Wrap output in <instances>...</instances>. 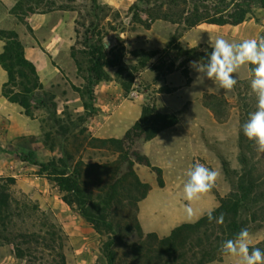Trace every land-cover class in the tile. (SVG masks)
Listing matches in <instances>:
<instances>
[{
	"label": "rangeland",
	"instance_id": "obj_1",
	"mask_svg": "<svg viewBox=\"0 0 264 264\" xmlns=\"http://www.w3.org/2000/svg\"><path fill=\"white\" fill-rule=\"evenodd\" d=\"M15 2L16 0H0V27L18 30L22 38L28 43H35L36 39L39 38H45V40L58 38V41L65 38L63 41L61 40L62 51L58 59L65 67V76L64 80L54 88L59 95L57 101L60 111L64 110L66 105H70L72 112L79 113L76 109L80 106L78 104L81 102L80 93L72 86V83L80 86L85 82L84 76L90 74L88 68L91 64L93 49L99 43L100 38H104L105 43L108 41V49H112L109 53L110 56H118L126 61L124 65L127 68L124 70L122 65L107 67L112 76L111 80L118 86V91L119 93L122 92L121 95L124 99L138 98L144 102L148 96L152 95L153 91H156L155 95L160 111L176 113L185 108L186 111L180 119L181 121L188 110H191L192 117L166 128H170V132L176 135L178 139L168 140L165 144L158 143L157 147L160 150L157 149L158 151L156 150V153L152 154L153 156L146 151L145 145L149 140L137 138L128 146L127 151L131 152L130 156L135 160V168L141 179L151 184V189L146 197L139 201L138 208L131 202L129 195L124 196L121 202L113 201L110 208V205L104 203L99 197L100 186L96 182L90 183L88 187V190L93 193L90 201L97 200L100 202L102 207L107 209L105 211L110 214V218H115L124 224L137 213L146 233L157 232L160 236H166L172 232L174 227L187 222L184 206L188 202L183 199V185L188 178L186 173L195 163L204 164L206 167L219 172L216 187L199 201L192 203L197 215L205 214L208 208H215L221 203L222 197H227L235 191L243 170L239 145L241 108L247 101L253 109V113L257 110V96L250 87V82L254 78L250 66H245L237 74H233L237 76V84L240 87L236 85L230 93L220 89L207 77H205L203 84L193 85L190 89L179 93L176 91L180 86L192 84L194 78L197 77L198 73L190 67V62L199 61L202 64L199 59H193L186 64L190 77L185 75L184 67H179L172 72L157 74L154 65H162L165 59L158 54L145 67L136 52L139 49L168 48L171 40L190 48L200 46V44L210 45V40L214 41L217 37H223L230 42L258 38L262 36L264 31V6L259 0H250L251 11L246 20L238 25L231 23L218 25L204 22L191 28H184L166 19L152 21L145 11H140L142 21H139L136 17L137 9L135 8L138 0H46L40 7H36V12L28 11L25 8L10 13L8 4ZM41 13L47 15H40ZM33 16H41L45 20L38 31H32L30 17ZM111 38H113L112 41ZM77 39H79L78 47L82 50L80 57L83 60L84 70L81 73L77 69L76 63H74L76 65L69 63L67 55L68 47ZM44 44L46 47V41ZM170 50L175 54L178 52L174 46ZM207 50V47L203 45L198 47L196 52L205 54L208 52ZM183 59L184 56H180L176 60V64H182ZM170 61L171 58L167 62ZM54 62L57 61L54 60ZM0 68L5 71V74L7 73L1 65ZM131 80L129 88L124 89L123 85ZM166 86H173L176 89L171 92H159ZM97 90L98 86H96ZM134 90H138L139 97L132 95ZM207 92L219 94L226 98L229 111L227 119H218L214 112L205 106L203 96ZM114 93L117 94V91ZM103 95L104 99H112L110 96L105 97V93ZM188 95L195 98L185 101L184 98ZM244 96L246 100L242 98ZM42 98L46 97L41 90L33 95L34 113L41 119L44 117L52 119L53 112L47 111L41 102ZM183 101H185L184 105L177 108ZM172 146L174 147L172 148ZM136 151L147 154L153 166L162 168L164 184L160 183V174L152 165L132 155V152ZM249 153L258 174L264 176V153L257 150L254 141H250ZM116 154L118 155L113 149L100 146H91L85 152L88 162L101 159L113 160L116 158ZM224 160L229 162L230 174L226 173ZM95 174L93 173V176ZM166 175L168 179H166ZM46 180L49 182V189L54 197H47L46 192L42 191L40 187L24 190L18 184L12 186L15 205L18 201L20 210L25 207L28 209V212L25 213L26 221L17 218L18 224L13 227L14 231L41 232L42 210L47 209L53 212L65 230L66 224L73 220H77L78 224L80 223L82 226L92 228L93 233L90 236L96 240V246L92 251L87 247L92 238L85 240L82 235L77 238L69 235L65 241L68 261L73 260L74 254L83 252L89 255L96 250V264H108L107 259L101 253L104 237L96 231L92 223L79 210L74 211L62 199L63 194L66 193L60 190L56 181ZM142 192V190H135L134 194L141 195ZM36 206H39L40 209ZM244 221L246 229L250 233V244L260 249L264 248V212L257 220L252 215H248ZM132 234L126 228L124 233L119 236L118 250L122 264H133V261H139L132 246L128 243L129 240L139 239V236L136 233ZM81 247L84 248L83 251H80ZM46 253L48 257L45 264L55 263L50 248L46 249ZM239 259V257L227 255L220 250L219 257L206 264H239ZM0 264H26V259L18 257L14 253L12 245L0 241ZM170 264H180V262L176 261L175 263V260H171Z\"/></svg>",
	"mask_w": 264,
	"mask_h": 264
},
{
	"label": "trees",
	"instance_id": "obj_2",
	"mask_svg": "<svg viewBox=\"0 0 264 264\" xmlns=\"http://www.w3.org/2000/svg\"><path fill=\"white\" fill-rule=\"evenodd\" d=\"M45 1L16 0L9 11L15 13L19 9L27 8L28 11L36 12V7H40ZM259 2L264 6V0ZM135 8L139 21H142L140 11H145L152 21L166 19L184 28H191L204 22L238 25L246 20L251 11V4L250 0H138ZM0 39L4 41L0 65L8 72V79L3 84L4 95L22 105L26 114L38 117L33 110L32 98L41 90L46 97L42 98V103L47 111L53 112L52 119L42 118L41 137L43 143L52 151L61 149V155H54L48 161L40 162L39 172L56 181L60 190L66 193L62 199L74 211L79 210L104 237L101 253L108 264H122L118 244L119 236L126 228L130 234L136 233L139 236V239L128 242L135 251V256L139 258V261H133V264H170L171 260H175V263L179 261L180 264H206L219 257L221 245L225 240L234 239L242 228H246L244 219L248 215L257 220L264 212V176L258 174L249 153L250 140L243 134V124L249 119V114L253 113V109L245 101L241 108L239 137L243 170L235 191L227 197H222L221 203L215 207L213 213L216 217L224 214L223 224L215 220L209 222L205 213L197 222H183L174 227L169 235L160 236L157 232L146 233L137 213L131 216L126 224L110 218V214L105 211L107 209L103 208L100 202L90 201L93 197V193L88 190L90 183L96 182L100 186L99 197L109 204L110 208L113 201L121 202L126 195H129L131 202L138 208L139 201L146 197L151 184L141 179L135 168V160L130 156L131 152L127 151L128 146L137 138L148 141L160 131L178 123L186 109L176 113L160 111L156 91H153L143 102L140 118L127 129L123 137L96 136L87 125L90 117L99 112L96 86L102 81L112 79L108 66L122 65L123 70L127 68L123 58L109 55L112 49L106 48L105 39L100 38L93 49L88 68L90 74L84 76L85 82L80 86L72 83L80 93L85 108L84 112L76 114L70 110V105H66L62 111L59 110L56 90L45 88L36 63L27 56L26 46L18 30L0 27ZM78 43L79 39L72 45V56L81 73L84 68L80 57L82 50ZM203 45L207 47L208 52L198 54L197 48ZM172 46L178 50L177 54L170 50ZM211 50L209 44L185 48L171 40L168 48L139 49L136 53L145 67L152 58L160 54L165 61L162 65H154L157 74L184 67L185 75L190 77L186 64L193 59H199L202 64L206 63ZM180 56H184V59L182 64L177 65L176 60ZM170 58L171 61L167 62ZM251 67L254 66H250V71ZM251 74L254 77L252 71ZM131 82L132 80L125 83L124 89H128ZM175 89L173 86H166L159 92H171ZM242 98L245 99V96ZM203 100L205 106L210 108L218 119H227L229 111L224 96L207 92ZM91 146L111 148L118 155L116 154L113 160L88 162L85 152ZM132 155L152 165L147 154L136 151L132 152ZM224 166L226 173L230 174L227 160H224ZM153 168L160 174V183L164 184L162 168ZM93 173L96 174L93 176ZM16 184L15 177L0 175V241L12 245L14 253L26 259V264H45L48 257L47 248H50L55 261L50 264H69L65 251V241L69 234L53 212L42 210L41 232L14 231L13 227L18 224L17 218L26 221L25 213L28 212L27 207L20 210L18 201L15 205L12 186ZM135 190L143 192L141 195H135ZM36 207L40 209L39 206Z\"/></svg>",
	"mask_w": 264,
	"mask_h": 264
},
{
	"label": "crops",
	"instance_id": "obj_3",
	"mask_svg": "<svg viewBox=\"0 0 264 264\" xmlns=\"http://www.w3.org/2000/svg\"><path fill=\"white\" fill-rule=\"evenodd\" d=\"M12 4L13 3H9L8 5L11 7ZM40 15L47 14L41 13ZM44 21L45 20L41 16L30 17V24L34 31H38ZM22 39L26 46L27 56L36 63L45 88L49 89L58 86L64 80L65 76V67L58 60L62 51V45L60 43L61 40L63 41L65 38H61L59 41L58 38L50 40L39 38L40 40L36 39L35 43H28L24 38ZM45 41L47 43L46 47L44 46ZM73 44L72 42L68 47L69 50H67V55L70 61L69 63L76 65V60L72 56ZM65 48L64 46V49ZM3 49L4 41L0 39V53ZM54 60L57 62H54ZM7 79L8 72L5 74V71L0 68V175L15 177L17 179V184L24 190L40 187L42 191L46 192L47 197H54L49 189V182L46 180L48 178L39 172V163L48 161L54 155H61V149L52 151L41 140L43 130L42 119L40 117H32L26 114L22 105L11 101L4 95L3 84ZM195 79L196 78H194V80ZM193 81L190 85L180 86L176 92L181 93L190 89V87L193 86ZM115 91H117V94L114 93ZM103 93H105V97L110 96L112 99H104ZM121 93V91L119 93L118 86L113 83V80L102 81L98 85L97 105L99 112L92 115L88 120V126L94 135L99 137H121L127 129L140 118L143 110V101L138 98L124 99ZM58 98L59 95L57 100ZM193 98L195 97L188 95L184 99L187 101ZM185 101L177 108L183 106ZM78 104L80 106L76 111L79 113L84 112L85 108L83 101L81 100ZM190 113L191 110H188L180 123L192 117ZM175 138L178 139L176 135L170 132V128L163 130L155 138L147 142L145 145L146 151L152 155L156 153L157 149L160 150L157 147L159 145L158 143L165 144L168 140L170 141ZM168 147L169 146H167V148ZM173 147L174 146H172V148ZM163 160L167 161L166 159ZM166 179H168L167 175ZM66 225V231L70 236L77 238L82 235L85 240L92 238V236H90L93 233L91 227L82 226L80 223L78 224L77 220H73ZM89 242L87 247L92 251L96 246V240L92 238ZM83 250L84 248L81 247L80 251ZM95 253L96 250L93 251V254L89 255L83 252L74 254L73 260H70L69 264H96L97 256Z\"/></svg>",
	"mask_w": 264,
	"mask_h": 264
},
{
	"label": "clouds",
	"instance_id": "obj_4",
	"mask_svg": "<svg viewBox=\"0 0 264 264\" xmlns=\"http://www.w3.org/2000/svg\"><path fill=\"white\" fill-rule=\"evenodd\" d=\"M211 52L207 62L191 61L190 67L198 73L193 85L203 84L205 77L220 89L230 93L238 83L237 74L245 66L251 67L254 78L250 82L253 93L257 96V110L249 114V119L243 124V134L250 141H254L257 150L264 153V36L248 38L240 42H230L223 37L210 40ZM109 47L107 41L106 48ZM105 48V49H106ZM187 180L183 185V199L188 203L184 206L186 220L197 222L204 213L197 215L192 203L199 201L210 193L219 178V172L195 163L186 173ZM215 208H208L206 215L209 222L224 223V214L219 217L213 215ZM221 250L230 256L239 257V264H264V250L250 244V233L242 228L234 239L225 240Z\"/></svg>",
	"mask_w": 264,
	"mask_h": 264
},
{
	"label": "built area",
	"instance_id": "obj_5",
	"mask_svg": "<svg viewBox=\"0 0 264 264\" xmlns=\"http://www.w3.org/2000/svg\"><path fill=\"white\" fill-rule=\"evenodd\" d=\"M132 95L135 96V97H139L140 96V93L138 92V90H134L132 92Z\"/></svg>",
	"mask_w": 264,
	"mask_h": 264
}]
</instances>
